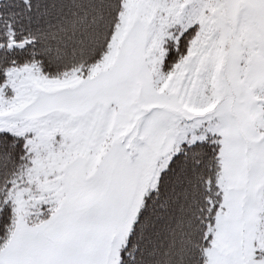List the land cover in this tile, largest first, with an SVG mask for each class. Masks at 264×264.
<instances>
[{
	"label": "snow or ice",
	"instance_id": "snow-or-ice-1",
	"mask_svg": "<svg viewBox=\"0 0 264 264\" xmlns=\"http://www.w3.org/2000/svg\"><path fill=\"white\" fill-rule=\"evenodd\" d=\"M0 264H264V0H0Z\"/></svg>",
	"mask_w": 264,
	"mask_h": 264
}]
</instances>
